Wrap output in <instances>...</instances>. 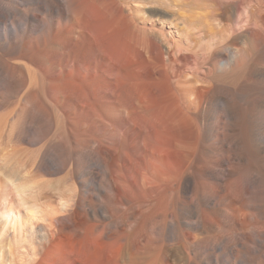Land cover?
I'll return each instance as SVG.
<instances>
[{
	"label": "bare ground",
	"instance_id": "bare-ground-1",
	"mask_svg": "<svg viewBox=\"0 0 264 264\" xmlns=\"http://www.w3.org/2000/svg\"><path fill=\"white\" fill-rule=\"evenodd\" d=\"M252 1L0 0V264H264Z\"/></svg>",
	"mask_w": 264,
	"mask_h": 264
},
{
	"label": "rangeland",
	"instance_id": "rangeland-1",
	"mask_svg": "<svg viewBox=\"0 0 264 264\" xmlns=\"http://www.w3.org/2000/svg\"><path fill=\"white\" fill-rule=\"evenodd\" d=\"M253 3H255L256 4V6H257V8L258 9H261V10H263L264 9V0H253L252 1ZM253 18H255L256 19V17H255V15H254V17ZM147 23V22H146ZM170 28H169V26L166 28V31L167 32H169L168 30H169ZM173 29V28H172ZM263 51H264V46H263ZM13 92V91H12ZM5 92V93H1V95H0V100L1 101H5L6 103H7V105H9L10 103H13V100L14 101H16L17 100V94L15 93V92ZM7 93V94H6ZM2 94H3V96H2ZM10 95H13V96H10ZM14 97V98H13ZM16 97V98H15ZM2 98V99H1ZM8 98V99H7ZM11 98V99H10ZM10 101H12V102H10ZM7 146H8V148H9V144L7 145V144H4V145H2L1 146V148L2 149H4L5 150V148H6V150L5 151H7ZM34 173V174H33ZM38 173L37 172H32V174H30V176H32V178H39L40 179V177L41 176H39V174L37 175ZM45 193H47L48 192V194L50 193V189H48V188H46L45 190ZM235 260V259H234Z\"/></svg>",
	"mask_w": 264,
	"mask_h": 264
}]
</instances>
